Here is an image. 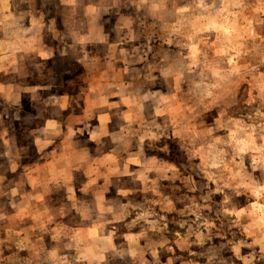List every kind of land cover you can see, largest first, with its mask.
I'll return each instance as SVG.
<instances>
[{
  "label": "clouds",
  "instance_id": "1",
  "mask_svg": "<svg viewBox=\"0 0 264 264\" xmlns=\"http://www.w3.org/2000/svg\"><path fill=\"white\" fill-rule=\"evenodd\" d=\"M0 264H264V0H0Z\"/></svg>",
  "mask_w": 264,
  "mask_h": 264
},
{
  "label": "crops",
  "instance_id": "2",
  "mask_svg": "<svg viewBox=\"0 0 264 264\" xmlns=\"http://www.w3.org/2000/svg\"><path fill=\"white\" fill-rule=\"evenodd\" d=\"M47 75L50 77L51 76V72L48 71ZM105 76H106L105 71H101V72H99L98 76H96L95 79L94 78L93 79L92 78L89 79V77H88L87 80H88L89 83H91V82H100V81L105 79ZM65 80H66V77L64 78L63 86H62V84L58 85V87L63 88L61 91H64L62 93L64 95H71V94H73V92H75V94L78 95L79 94L78 90H80V89H82L84 87L83 83H81V86H77L76 90H72V88H69V86H67V82ZM33 82L35 83L36 81H33ZM38 86H47V85H42V84H40L38 82Z\"/></svg>",
  "mask_w": 264,
  "mask_h": 264
},
{
  "label": "rangeland",
  "instance_id": "3",
  "mask_svg": "<svg viewBox=\"0 0 264 264\" xmlns=\"http://www.w3.org/2000/svg\"><path fill=\"white\" fill-rule=\"evenodd\" d=\"M52 71H53V69H51V68H49V72H51L52 73ZM56 71H60V69L59 68H57L56 69ZM101 72V71H100ZM98 74L99 73H95V74H92L90 77H89V79H95L96 78V76H98ZM66 82H67V86H69V85H71V84H74V83H76L77 84V86H81V83H78L77 82V80H76V77H75V74L73 75V77H69V76H66V80H65ZM91 81V80H90ZM62 86H63V84H62ZM70 88V87H69ZM72 90H74V89H72ZM79 91V90H78ZM29 227L31 226V225H28Z\"/></svg>",
  "mask_w": 264,
  "mask_h": 264
}]
</instances>
